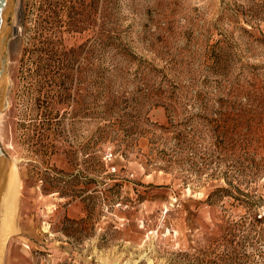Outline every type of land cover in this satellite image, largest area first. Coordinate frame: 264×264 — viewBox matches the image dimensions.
Instances as JSON below:
<instances>
[{"label": "rangeland", "instance_id": "rangeland-1", "mask_svg": "<svg viewBox=\"0 0 264 264\" xmlns=\"http://www.w3.org/2000/svg\"><path fill=\"white\" fill-rule=\"evenodd\" d=\"M19 18L11 263L264 264V0H20Z\"/></svg>", "mask_w": 264, "mask_h": 264}, {"label": "bare ground", "instance_id": "bare-ground-1", "mask_svg": "<svg viewBox=\"0 0 264 264\" xmlns=\"http://www.w3.org/2000/svg\"><path fill=\"white\" fill-rule=\"evenodd\" d=\"M19 16L20 0H11L5 40L3 92L0 104V123L2 120L1 116H9L11 113L10 109L12 98L9 94V91L12 87V81L8 73L9 66L7 46L9 40L14 35H17L20 32ZM16 161L8 158L0 180V264H12L9 251L10 240L15 233L19 232L17 220L20 217L19 206L21 202V189L23 187L21 174Z\"/></svg>", "mask_w": 264, "mask_h": 264}, {"label": "water", "instance_id": "water-1", "mask_svg": "<svg viewBox=\"0 0 264 264\" xmlns=\"http://www.w3.org/2000/svg\"><path fill=\"white\" fill-rule=\"evenodd\" d=\"M10 2L11 0H0V104H1L2 92H3L5 40H6V30L8 27L7 20H8ZM7 160L8 157L3 151L0 144V180Z\"/></svg>", "mask_w": 264, "mask_h": 264}, {"label": "crops", "instance_id": "crops-1", "mask_svg": "<svg viewBox=\"0 0 264 264\" xmlns=\"http://www.w3.org/2000/svg\"><path fill=\"white\" fill-rule=\"evenodd\" d=\"M12 259H13V258H12ZM12 261H13V263L15 264L16 261H15L14 259H13Z\"/></svg>", "mask_w": 264, "mask_h": 264}]
</instances>
